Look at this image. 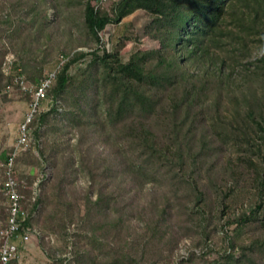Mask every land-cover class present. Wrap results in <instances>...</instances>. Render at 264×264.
Returning a JSON list of instances; mask_svg holds the SVG:
<instances>
[{
    "label": "trees",
    "instance_id": "16d2710c",
    "mask_svg": "<svg viewBox=\"0 0 264 264\" xmlns=\"http://www.w3.org/2000/svg\"><path fill=\"white\" fill-rule=\"evenodd\" d=\"M56 6V0H0V92L14 85L15 77L24 74L35 86L40 85L44 59L31 65L33 60L25 62L18 57L13 68H21V72L4 75V59L10 53L6 40L24 42L34 36L38 41L40 31L50 24L48 11ZM139 10L149 17L145 35L158 46L138 50L127 62H122L120 51L123 43L111 50L104 49L99 34L108 25H118ZM80 12L87 37L83 45L91 50L76 51L72 55L62 51L67 60L47 91V97L54 105L50 112L36 113L27 127L30 129L35 124L37 127L33 134L39 138L41 126L47 123L50 113L58 115L56 103L62 100L72 107L63 113L72 125L87 126V131L89 126L97 125L96 138L114 146L116 166L120 165V170L106 164L98 170L86 167L97 193L92 201L93 191L89 188L86 192L83 220L95 227L90 229L92 240L96 241L100 233L117 244L108 250L105 260L97 263H142L141 257L136 259L123 253L125 248L120 243L127 242L122 238L123 229L129 228L127 220L119 215L121 212L114 218L108 215L109 206L115 205L117 200L107 194V188L122 172L131 179L130 182L150 185L154 192L167 188L173 196L182 193L180 196L185 202L180 207L192 223L183 229L186 233L195 227L201 229L206 246L211 232L206 231L207 225L204 226L203 222L212 219L206 215L216 211L218 221L223 220L222 229L235 226L234 238L225 235L229 248L206 264H264V238L251 240L239 247L234 243L244 233L264 231V93L262 100L253 92L249 100L242 95L245 99L244 119L235 118L240 119L236 127L234 120H224L217 114L221 99L219 88L225 83L220 72L203 71L198 74L188 68L190 64L203 65L206 60L213 63L215 59L210 56L211 49L222 51L226 45L237 44V48L232 46L231 53L238 50L248 56L254 47L249 44L263 47L264 0H119L112 4L110 10L94 8L90 0H84ZM226 23L237 30L225 29ZM250 37L251 40H247ZM82 60H85V67L72 74L71 68H76ZM230 60L235 65L241 63L234 56ZM220 64L224 65V62ZM252 65V70H248L245 64L241 65L246 71L243 81L248 82V77L253 76L256 83H262L264 88V54ZM210 96L213 101L209 109L218 120L216 124L207 126L210 124L204 121ZM235 113L239 114L238 109ZM218 124L222 125L216 126ZM210 128L215 137L207 135ZM92 135L89 132V136ZM230 144L236 146L240 156L224 162L223 174H217L227 176L222 185L215 173L224 148ZM255 153L262 163L253 160ZM39 156L43 160L40 151ZM242 182L249 188L253 186L258 198L253 207L243 206L244 209L236 214L231 210V204L226 203V198H230L238 188H244ZM41 188L40 184L39 192ZM18 191L22 195L21 190ZM39 194L35 197L32 211L21 220L15 238L30 233L32 214L43 202ZM165 200L160 208L154 202L150 203L155 214L149 220L150 234L140 250L145 251L149 245L158 242V235L162 238L165 234L163 230L168 228L171 218V199L167 197ZM77 236L84 237L80 233ZM75 256L77 264H84L85 260L95 264L97 260V257L80 255L79 252H75ZM194 256L191 253L186 261L192 262ZM59 262L62 264V260Z\"/></svg>",
    "mask_w": 264,
    "mask_h": 264
},
{
    "label": "rangeland",
    "instance_id": "374dc122",
    "mask_svg": "<svg viewBox=\"0 0 264 264\" xmlns=\"http://www.w3.org/2000/svg\"><path fill=\"white\" fill-rule=\"evenodd\" d=\"M117 1L119 0H90V3L94 8L110 10L112 4ZM82 2L84 0H56V8H51L48 11L50 24L46 29L40 31L38 41L32 36L24 41L23 46L24 42L21 40L9 42L6 40V45L10 46V53L4 59V75L21 72V68L15 70L13 68V63H17L18 57L25 62L33 60L31 65L44 59L45 63L41 74L43 79L46 74L57 69L61 60L64 62L67 60L62 55V51L69 55L76 51L89 52L91 49L83 45L86 43L87 37L81 20ZM148 22L149 17L139 10L124 18L118 25H108L99 34L102 48L111 50L114 46L123 43L120 51L122 62H127L129 57L138 50L156 48L157 42L149 39L144 32ZM223 27L237 30L228 23ZM247 40H251V37ZM232 46L238 47L236 44L226 45L222 51L211 49L210 56L215 59L213 63L206 60L203 65L190 64L188 68L198 74L203 71L220 72L225 83L219 88L221 99L217 114L224 120L231 122L234 120L233 124L237 127L240 124V119L235 118L244 119L245 99L249 100L252 92L261 99L264 93L263 84L256 83L253 76L248 77V82L243 81L246 71L241 65L245 64L248 70H252V64L263 56L264 46L257 47L254 44H249L254 47H251L248 56L240 54L238 50L231 53ZM233 56L237 57L241 63L233 64L230 60ZM85 60L78 63L76 68L72 67L71 73L75 74L79 68L85 67ZM220 62H224V65H221ZM23 77L28 86H35L27 79L26 74ZM241 87L242 89H240ZM212 101L213 98L210 96L206 105L204 121L206 124H210L207 126L216 124V120H218L216 119L217 115L210 112L209 109V104ZM32 102L33 94L31 92H22L12 84L9 89L0 92V229L4 226L8 213V200L3 191V184L6 181V163L8 162L5 159H9L13 153L14 146L29 116L32 114L34 117L36 113L50 112L54 105L52 99L47 97L40 101L37 112L32 113ZM71 108V105L69 107L62 100L57 101L58 115L49 114L47 123L42 125L39 130V138L33 134V130L37 126L35 124L31 126L28 146L17 155L13 162L14 179L23 196L21 203L23 216L25 217L32 211L34 202L32 198L36 190L43 200L42 204L38 206V210L32 214V228L28 239L23 240L20 235L12 239V243L18 251V258L13 264H60L59 260H62V264H77L75 252H79L80 255L88 254L97 257L95 264H101L97 261L105 260L108 250L117 246L109 239L104 238L103 235L101 236L100 233L97 235L96 241L92 240L90 229L92 226L95 227L91 222L83 220L86 192L89 188L93 191L90 197L92 201L95 200L97 193V188L93 187L86 167L98 170L106 164L120 170V165L116 166L115 148L109 142L104 143L102 139L96 138L97 125L89 126L88 131L87 126L72 125L63 115ZM236 109L239 112L237 115ZM89 132L93 133L91 137ZM211 132L210 128L207 133L209 137L215 133ZM38 150L43 153V160L40 158ZM239 156L236 146L230 144L224 148L215 173L219 184L227 179V176L217 175L223 174L224 162L228 158L235 160ZM71 157L73 160L69 161ZM253 160L258 163L263 162L256 153ZM122 174L120 172L117 178L115 177L110 182L107 194L117 200L115 205L109 206L108 215L111 218L119 215L124 216L129 227L123 229L122 232V238L127 241L120 243L125 248L123 253L136 259L141 257L142 263L140 264H179L181 260L183 262L181 264H206L217 259L225 249L229 248L225 235L234 238L235 226L222 229L223 220L218 221L216 211L206 215L207 218L211 216V220L207 219L203 222L204 226L207 225L206 231L211 232L208 246H206V242L202 240L201 229L195 227L187 233L183 229L192 223L186 218L184 210L180 207L185 202L180 196L182 193L173 196L167 191V188H160L154 192L150 185H138L135 181L134 184L130 182L129 177ZM40 184L42 188L39 192ZM242 185L244 188H238L236 193L231 195L232 199L231 196L226 198V203L231 204V210L233 209L236 214L244 209L243 206L253 207L258 198L257 191L253 186L249 188L243 182ZM227 186H230V181L227 182ZM167 197L171 199L169 204L171 218L168 228L163 230L165 234L162 238L158 235L156 237L158 242L149 245L145 251L140 250L150 234L147 227L149 220L155 214L152 212L150 203L154 202L160 208L166 203ZM176 197H179V200ZM78 233L83 234L84 237H78ZM263 238V230L250 231L238 236L234 243L239 247L250 243L251 240ZM191 253H194L195 256L192 257V262H188L186 259L190 257ZM202 256L204 257L202 259L206 260L205 262L202 261ZM84 264H92V262L85 260Z\"/></svg>",
    "mask_w": 264,
    "mask_h": 264
},
{
    "label": "built area",
    "instance_id": "2783aa9c",
    "mask_svg": "<svg viewBox=\"0 0 264 264\" xmlns=\"http://www.w3.org/2000/svg\"><path fill=\"white\" fill-rule=\"evenodd\" d=\"M63 63L64 61L61 60L55 71L46 74L39 86H28L22 75L14 78L13 83L20 91L31 92L33 94V102L31 105L32 113H36L39 108L40 101L47 98V91L53 84L56 73ZM9 88L10 87L7 89ZM32 117L33 115L31 114L26 124L23 126V129L14 146L13 153L6 163V181L4 182L3 187L5 196L8 200V216L5 225L0 229V264H13L18 258L17 247L12 243V239L19 230L21 220H24V212L21 207L22 195L18 191V185L13 175V162L17 155L28 146L30 134L27 126ZM36 191L33 193V201L37 195ZM29 234L30 233H27L23 237V240H27Z\"/></svg>",
    "mask_w": 264,
    "mask_h": 264
}]
</instances>
